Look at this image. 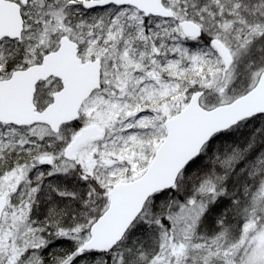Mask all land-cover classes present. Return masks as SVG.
<instances>
[{
	"label": "snow or ice",
	"instance_id": "snow-or-ice-1",
	"mask_svg": "<svg viewBox=\"0 0 264 264\" xmlns=\"http://www.w3.org/2000/svg\"><path fill=\"white\" fill-rule=\"evenodd\" d=\"M0 264H264V0H0Z\"/></svg>",
	"mask_w": 264,
	"mask_h": 264
}]
</instances>
